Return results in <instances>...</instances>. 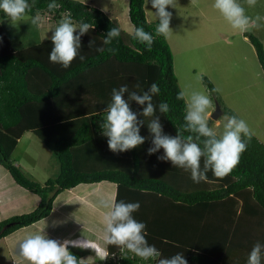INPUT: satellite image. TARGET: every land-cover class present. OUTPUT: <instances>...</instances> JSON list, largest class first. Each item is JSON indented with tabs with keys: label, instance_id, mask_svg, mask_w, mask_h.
Instances as JSON below:
<instances>
[{
	"label": "trees",
	"instance_id": "1",
	"mask_svg": "<svg viewBox=\"0 0 264 264\" xmlns=\"http://www.w3.org/2000/svg\"><path fill=\"white\" fill-rule=\"evenodd\" d=\"M50 2L35 0L28 15L44 11L57 22L70 14L75 24L85 22L94 27L81 36L79 54L65 69L49 61L53 47L50 35L16 44L0 24V165L17 185L39 198L30 211L0 220V237L45 216L60 190L78 183L107 181L115 186L116 202H139L140 208L133 217L146 225V240L160 251L161 257L145 261L99 240L105 254L95 264H158L160 258L176 253H183L187 264H247L253 246L257 242L264 244V142L254 135L239 164L228 175L217 178L208 171L207 180L200 183L193 182L190 171L158 159L164 155L162 148L148 154L153 146L147 127L151 117H137L145 120L139 133L145 137L142 145L124 152L110 151L101 124L113 88L127 84L130 91L142 93L156 83L160 92L153 96V103L163 134L175 137L185 123L186 101L177 99L181 90L173 71L170 45L164 36L156 35L158 20L146 19L143 0H127L130 33H125L100 8L83 1L55 0L58 7L49 11ZM4 17L7 16L0 12V18ZM134 26L154 36L151 51L133 38ZM114 27L120 29V36L104 45L103 39ZM243 35L253 46L264 75L262 42L250 31ZM98 47L117 51L99 53ZM80 55L85 57L83 61ZM201 78L211 98L219 102L216 91H211L215 89L211 81L205 75ZM136 83L141 88L136 89ZM124 98L128 99V93ZM162 102L170 107L167 113L159 112ZM129 103L133 112H142L144 106L135 101ZM220 110L235 115L225 106H220ZM25 131L36 135L55 156V176L38 182L25 176L14 163L11 152ZM189 134L183 133L185 137ZM204 209L212 211L211 217L216 216L217 209L221 210L217 215L222 226L220 238L208 248L199 242ZM231 225L235 230L228 228ZM191 240L197 241L189 244ZM70 253L80 261L79 252L70 249Z\"/></svg>",
	"mask_w": 264,
	"mask_h": 264
},
{
	"label": "clouds",
	"instance_id": "2",
	"mask_svg": "<svg viewBox=\"0 0 264 264\" xmlns=\"http://www.w3.org/2000/svg\"><path fill=\"white\" fill-rule=\"evenodd\" d=\"M150 2L151 7L155 9L152 14L158 20L155 29L156 35L169 37L172 33L170 28L172 13L166 8L173 7L174 0H150ZM245 2L249 7H254L257 0H245ZM34 4L35 0H32V4L29 3V0H0V12H3L10 21L20 22L31 11ZM57 7L55 0L47 5L49 11ZM213 8L233 29L240 32L248 31L250 28L264 27V24L261 23L264 21V17L260 15L254 18L248 16L245 7L239 3V0H214ZM30 20L33 25H37L41 21V16L30 17ZM93 27L94 25L85 22L74 24L70 14L66 15L52 30L50 39L53 47L49 53V61L60 64L65 69L69 68L79 54L81 36ZM132 35L139 43L144 44L147 50L151 51L154 43V36L151 33L145 32L142 27L134 26ZM119 36L120 29L118 27L111 28L107 37L103 39V44L109 45L114 38ZM96 50L99 53L108 51L112 54L117 51L115 48L106 49L105 47H98ZM79 58L81 61L85 59L83 55H80ZM134 87L139 89L141 85L136 83ZM211 91L215 92L218 89ZM159 92L160 89L156 83L151 84L150 88L142 93L130 91L127 84L122 85L119 89H112L111 102L104 109L106 117L101 124L102 135L108 138L109 150L114 153L124 152L142 145L145 137L139 133L145 120H138L137 117L138 115L144 118L151 117L147 127L153 136V146L148 149V154L151 155L162 148L164 155L158 159L170 161L173 166L190 171L191 179L195 183L206 181L208 171H212L217 178L228 175L239 164L241 154L247 150L255 135L247 122L234 115L225 114L223 116L225 121L223 131L218 134L208 125L212 115V111L209 109L213 108L210 95L195 90L190 93L181 91L177 99L188 97L184 116L185 123L177 131L175 137L163 134L159 116L155 115L157 107L153 103V96L158 95ZM125 93H128L127 100L124 98ZM130 101L144 106L142 112L139 114L133 112ZM169 110L168 103L159 104L160 113H167ZM184 132L190 134L185 137ZM202 158L203 168H201ZM99 206L107 209L102 216V239L105 244L124 248L145 261L161 257L160 251L146 240V225L133 217V213L140 208L139 202L125 203L124 201L116 202L115 198L101 199ZM91 246L104 256L105 248L98 244H86V242L76 239L59 242L47 238L41 229L27 235L18 243L17 256L25 264H80L77 257L70 253V249ZM158 264H187V261L183 253H176L170 258H160ZM247 264H264V244L257 242L253 246Z\"/></svg>",
	"mask_w": 264,
	"mask_h": 264
},
{
	"label": "rangeland",
	"instance_id": "3",
	"mask_svg": "<svg viewBox=\"0 0 264 264\" xmlns=\"http://www.w3.org/2000/svg\"><path fill=\"white\" fill-rule=\"evenodd\" d=\"M84 1L97 8L100 7L101 10L109 12L112 10L119 20V27L125 33L132 31V25L127 17V0ZM239 3L245 7L248 16L254 18L260 15L264 17V0H257L254 7H249L245 0H239ZM213 4L214 0H174L173 7L166 8L172 13L170 20L172 33L167 37V42L172 52L173 71L179 88L187 93L195 90L209 95L201 80V76L205 75L214 88L218 89L216 94L219 98V102L217 101L220 104L219 107L225 106L231 109L235 114L234 116L245 120L255 136L264 142V75L247 37L243 35V32L233 29L223 16L213 8ZM143 9L148 21L156 19L152 14L155 9L151 7L150 0H143ZM36 15L41 16V21L37 25H33L30 17ZM34 16L27 14L20 22L10 21L8 17H4L0 18V24L17 44L18 42H34L45 37V35L51 36L52 30L62 19L59 18L55 22L52 15L44 11L37 12ZM124 20H127L130 29L126 27ZM73 23L75 24V22ZM261 23L264 24V21ZM248 31L259 38L264 49V27L250 28ZM187 99L188 97L185 96L186 103ZM212 101L214 108L215 100L212 99ZM213 108L209 111H212ZM225 114V112H220L216 118L210 117L208 121L209 127L218 134L223 131V124L225 123L223 116ZM11 158L18 161L25 176L38 182H43L47 177L55 176L58 171L55 156L30 131H26L18 140L11 153ZM5 172V175L2 176V184L8 186L12 183L21 189L23 188L13 182L9 173ZM88 186L93 188L94 183L88 184ZM112 188L113 185L111 184L108 188L97 187L99 199L96 201L97 210L94 211L96 219L93 224H101L103 227L102 216L107 209L101 208L99 201L115 198L116 191H112ZM66 194V191H61L57 197ZM35 205L33 203L32 208L28 204L22 206L18 213L28 212ZM68 212L71 214L70 210ZM74 214L72 213V217ZM91 224V222L88 223V225ZM97 233L102 234V232ZM123 249L120 248L121 251ZM121 251L120 253H122ZM95 259L100 261V258L96 257Z\"/></svg>",
	"mask_w": 264,
	"mask_h": 264
},
{
	"label": "crops",
	"instance_id": "4",
	"mask_svg": "<svg viewBox=\"0 0 264 264\" xmlns=\"http://www.w3.org/2000/svg\"><path fill=\"white\" fill-rule=\"evenodd\" d=\"M82 1L87 3L84 0ZM102 11H104L109 17L114 18L119 25V20L112 10L109 12L102 9ZM124 21L126 27H129L128 29H130L127 20ZM46 36L48 35H45V37ZM24 133H26V131L21 134V136L17 139V142L21 139ZM13 161L15 164L19 165L17 160L13 159ZM0 167L3 166L0 165ZM5 171L7 170L4 167L0 168V220L14 214H19V209L27 204L32 208L33 203L37 204L39 199L37 194L24 188L21 189L15 184L11 183L8 184V186L2 184L1 180L3 178L2 176H4L6 173ZM88 184L91 183H78L72 187L60 190L53 197L51 209L45 216L29 225L14 228L5 235L1 236L0 264H25V262L17 256V245L25 238V235L27 236L29 234L35 233L36 231H40L43 228L44 234L49 239H54L59 242L76 239L86 242V244H98V246L104 247V245H101L99 242V240H103L102 234L97 233L102 232L103 227H101V224H93L94 220L96 219V215H94V211L97 206L96 201L99 199L97 197V194H99L97 187L108 188L111 184L113 185L112 191H115V186L113 183L107 181L95 182L93 188H89ZM61 191H66L67 194L57 197ZM66 206L69 207L67 208ZM68 210L71 211V214H69ZM217 210L219 213L217 211L216 216L214 217H211V210H202V223L200 224L201 226L199 228V242L200 244L202 243L205 245L206 248H208L207 246L209 245H216L214 243L215 240L220 238L219 231L220 227L222 226H220L219 222L217 221V215L221 213V210ZM72 213H75L73 217ZM90 222L92 224L88 225ZM228 228L231 231L235 230L232 225L228 226ZM23 229H25V231H23ZM209 231H211V233H209ZM196 241L197 240H191L188 243L193 244ZM71 250L79 252L80 261L87 264L97 263L98 260L95 259L96 257L100 258V261L103 258V255H101L92 246L89 248L72 247Z\"/></svg>",
	"mask_w": 264,
	"mask_h": 264
},
{
	"label": "water",
	"instance_id": "5",
	"mask_svg": "<svg viewBox=\"0 0 264 264\" xmlns=\"http://www.w3.org/2000/svg\"><path fill=\"white\" fill-rule=\"evenodd\" d=\"M221 110H220V107H219V104L217 101H214V108L212 110V115H211V118H216V116L218 114H220ZM11 223V222H10ZM9 224V223H8Z\"/></svg>",
	"mask_w": 264,
	"mask_h": 264
}]
</instances>
